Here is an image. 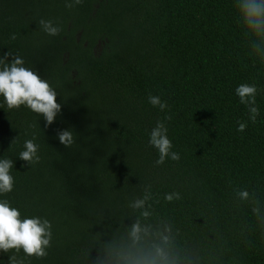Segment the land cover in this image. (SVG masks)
I'll return each instance as SVG.
<instances>
[{
	"label": "trees",
	"instance_id": "16d2710c",
	"mask_svg": "<svg viewBox=\"0 0 264 264\" xmlns=\"http://www.w3.org/2000/svg\"><path fill=\"white\" fill-rule=\"evenodd\" d=\"M243 2L0 0V57H22L61 104L46 126L0 95V159L14 162L15 181L0 200L52 225L46 257L0 251V264L12 255L24 264H264V30L248 27ZM40 19L60 33L48 35ZM242 83L257 87L255 123L235 91ZM158 121L178 161L155 163ZM64 129L71 147L58 139ZM33 138L40 161L28 165L18 154ZM148 186L144 208L131 207ZM174 192L181 199H164Z\"/></svg>",
	"mask_w": 264,
	"mask_h": 264
},
{
	"label": "clouds",
	"instance_id": "9594fccd",
	"mask_svg": "<svg viewBox=\"0 0 264 264\" xmlns=\"http://www.w3.org/2000/svg\"><path fill=\"white\" fill-rule=\"evenodd\" d=\"M81 3L83 0H65L67 8H73ZM240 12L248 27L256 31L264 30V0H244ZM38 23L50 36H56L61 31L59 27L53 25L51 20L40 19ZM11 39L15 40L16 35L13 34ZM9 55L11 53H4L0 57V95L3 96L7 108L18 109L23 105L37 115L43 116L46 126L51 125L57 114L61 112V104L56 99L57 92L37 72L26 67L22 57L14 55L9 62L7 60ZM235 91L240 103L248 106L250 119L255 123L259 115V108L256 106L257 87L254 84L242 83ZM148 100L151 105L158 107L161 111L168 108V104L161 101L159 96L149 95ZM171 118V116L166 117L168 120ZM246 127L245 122H240L237 131L243 132ZM167 131L164 122L158 121L150 132L149 145L156 148L159 153V158L155 161L157 165L163 164L166 158L173 161L180 159L178 152L171 151L173 145L167 136ZM57 136L65 147H71L75 142L74 132L71 129L61 130ZM34 139L26 140L24 150L18 154L19 159L28 165H34L40 161V156L37 154L39 146ZM13 164L11 159H0V194H7L13 190L15 183L11 175ZM238 194L242 200L249 197L246 190H240ZM151 197V186H148L142 198L135 199L130 206L142 209ZM164 199L171 202L174 199H181V195L179 192L169 193L165 194ZM253 211L259 210L253 209ZM142 215L147 217L150 212L145 210ZM51 228V222L46 218L34 216L21 219V212L16 207L10 206L8 200H0V251L20 253L22 250L26 257H46L47 249L51 247ZM141 231L138 222L132 225L131 235L134 239L139 238ZM10 264H24V260L12 255Z\"/></svg>",
	"mask_w": 264,
	"mask_h": 264
}]
</instances>
